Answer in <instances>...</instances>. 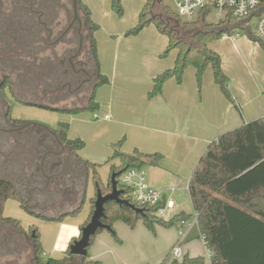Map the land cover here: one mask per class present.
<instances>
[{
    "label": "crops",
    "instance_id": "obj_1",
    "mask_svg": "<svg viewBox=\"0 0 264 264\" xmlns=\"http://www.w3.org/2000/svg\"><path fill=\"white\" fill-rule=\"evenodd\" d=\"M82 1L91 9L92 19L95 22L98 21L96 18L99 15L95 10V1ZM122 1L125 2L123 5H126L127 2L130 4L131 0ZM146 2L147 0H133L130 7L131 22L128 25L129 27L120 29L113 26L111 31L114 36L116 33L127 31L133 24L138 23L140 12ZM108 13L106 12L107 17ZM110 16H113V12H110ZM101 30L102 28L97 31V38H99L98 33ZM239 36L223 35L221 38L231 40L238 49ZM246 39L249 43H255L260 49H263L258 42L248 37ZM107 42L104 44L103 40L101 46L100 42L96 40L100 72L109 81V83L100 85L96 89V101L99 103L96 113L99 117L98 119H92L87 111H81L76 115L66 116L69 119L62 118L61 121L69 124L67 136L69 139L81 138L87 141L96 138L99 154H113L114 143L122 138H125L123 145L120 147L122 152L133 153L137 149L142 153L160 152L162 154L161 159L144 167L149 184L156 188L176 186L174 199L176 200L177 213L182 211L192 213L194 209L187 211L184 208L180 193L182 191L189 192L193 172L212 141L217 140L221 134L246 122L264 117V78L262 82L260 81V96L257 99L250 97L247 103H239L240 105H238L237 101L240 99L238 95L227 100L225 93L215 82L212 66L207 67L199 85L196 68L193 65L186 69L182 82H178L176 77L169 78L164 84L163 94L151 98L149 93L152 90L155 76L172 68L178 56V49L172 50L170 53L172 56L169 58L162 56L169 45V37L162 33L154 23H151L136 36L127 37L122 33L114 39L109 38ZM222 59L223 70L228 75L224 58ZM16 105L14 110L20 107L19 104ZM29 109L31 112L29 118L41 117L44 121L49 117L48 113L55 111L33 107ZM55 115L56 117L50 115V118L52 120L60 118L59 114L56 113ZM68 120L71 121V124ZM77 122L82 123L85 127L92 126V132L88 133L83 128L78 129L73 125ZM47 126L56 128L58 125L55 126V123L50 121ZM72 130H75L76 133H72ZM85 147L78 151L79 156L82 159L98 163L96 160L88 159L90 157L86 152H83ZM74 158L76 159V157ZM115 159L118 160V165H120V158ZM79 163L81 164L80 161ZM82 167L85 171L87 184L89 174L83 165ZM68 195L67 201H64L65 213L72 211L81 202L84 196L83 186L81 190L78 187L73 188ZM9 202H15L21 208L18 200L8 199L6 205ZM91 207L90 202L86 210L81 212L83 214L80 213L78 217L65 216L62 219L61 217L44 219L28 214L22 208L21 210L25 216L30 217L27 225L24 224V226L35 224L39 227L45 256L61 259L64 257L71 240L80 236L81 226L88 220ZM141 222L143 221L141 220ZM124 225L126 223L123 221L115 223L121 242H115V239L113 240L107 233L108 230L99 233L93 247L90 248L92 252H89V260H97L103 264L106 257L109 259L110 254H113L117 262H120L123 256V246H125L124 240L128 235L124 232ZM160 226H156V231ZM194 228L184 238L183 244L186 239L193 235ZM166 229H172V232L167 239H163L164 252L171 251L172 246L180 240L179 233L173 227ZM194 241L192 240L183 246L188 255L191 243ZM199 255L190 256L196 257ZM168 258L169 261L166 264L171 262L170 256Z\"/></svg>",
    "mask_w": 264,
    "mask_h": 264
},
{
    "label": "trees",
    "instance_id": "obj_2",
    "mask_svg": "<svg viewBox=\"0 0 264 264\" xmlns=\"http://www.w3.org/2000/svg\"><path fill=\"white\" fill-rule=\"evenodd\" d=\"M164 0H159L162 6ZM154 0H147L139 15L138 23L127 30L126 35L138 34L146 26L154 23L158 29L169 37V45L162 53L167 56L172 50L178 49L175 65L156 75L151 98L162 95L165 82L176 77L182 82L184 73L189 65L196 68L198 84H201L204 73L208 66H212L215 82L220 86L225 95L232 99L229 92L230 78L222 67L220 53L210 48V41L221 38L224 34L234 35L236 31H245L250 39L258 42L264 49V40L259 38L252 30L251 21L258 15L264 13V2L251 12L247 17H235L228 13L217 22H210L207 16L210 10L202 11L195 20H182L171 8L168 13L175 16L173 20L180 27L189 32V41L179 38L175 27L167 23L162 17L153 14ZM82 17L87 25L89 50L96 67L97 82L91 93L90 99L85 106L72 110H59L70 113H78L86 109L97 110L99 103L96 101V89L108 82V78L100 72V61L98 57L95 31L100 27L92 19V12L82 0H79ZM112 8L120 16L124 14L122 0H112ZM59 135L61 141L71 150L72 154L81 162L87 173L93 174L95 184V195L91 198V213L88 220L81 226H85L95 210V201L98 191L104 195L112 191V175L116 174L118 190L121 191L120 198L128 200L131 204L120 203L116 200H108L104 204V216L102 222L106 228H99L91 237L88 254L79 257L71 253L70 246L77 238H73L65 255L61 259L46 257L41 241L39 227L32 225L25 233L33 241L35 250L41 263L46 264H71L77 258L82 259V264H101L97 260H89L90 247L95 242L99 233L104 230L110 231L115 239L120 241L115 223L123 221L135 228L139 221L156 232V226L172 227L178 225L181 220L189 219L193 213L179 212L170 220L160 218L156 212L158 205H138L132 199L130 190L124 188L120 183L121 174L128 168L144 169L147 164L157 162L162 158L160 152L142 153L138 149L133 153H125L120 150L125 138L114 143V152L108 159L120 158L121 164H112L110 175L105 185L98 172V164L82 159L78 151L85 146L81 138L69 139L67 132L69 124L60 121L56 128H51ZM189 194L194 211L198 212V224L196 236L206 237L207 244L214 251L215 261L218 264H264V118H257L246 122L239 127L221 134L217 140L212 141L205 154L201 157L195 168ZM8 199L21 201V196L14 189V184L7 179L0 178V226L11 224L22 228L18 218L5 215V205ZM86 196L70 212L61 216L78 215L84 206ZM195 236H190V238ZM170 264H207L202 255L191 257L185 254L184 258L171 260Z\"/></svg>",
    "mask_w": 264,
    "mask_h": 264
},
{
    "label": "flooded vegetation",
    "instance_id": "obj_3",
    "mask_svg": "<svg viewBox=\"0 0 264 264\" xmlns=\"http://www.w3.org/2000/svg\"><path fill=\"white\" fill-rule=\"evenodd\" d=\"M9 2L11 7L2 10L5 14L0 17V168L5 169L0 178L14 184L25 212L44 219L60 218L69 190L85 187V171L58 134L46 124L15 115L14 108L19 104L72 110L81 107L83 99L88 102L97 74L89 48L83 52L87 25L80 7L81 21L75 18L72 4L69 8L61 0ZM32 225H1L0 256L19 259L29 246L30 264H46L25 233Z\"/></svg>",
    "mask_w": 264,
    "mask_h": 264
},
{
    "label": "rangeland",
    "instance_id": "obj_4",
    "mask_svg": "<svg viewBox=\"0 0 264 264\" xmlns=\"http://www.w3.org/2000/svg\"><path fill=\"white\" fill-rule=\"evenodd\" d=\"M94 1H95V4H94L95 10L97 11V15H99L96 18L99 22L96 21V23L100 24V27L95 31L94 35L96 36L97 31H99L102 28V30L98 33L99 38H97V36H96V40H98L100 42L101 46L103 44V40H104V44H106V43H108L107 41L109 38L114 39V38H116L117 35H122V33L124 36H127V37L128 36H136L139 34L138 33V34L126 35L127 31H124L121 33H116L114 36V34L111 31V28L113 26H116L117 28H120V29H123L125 27H127V28L129 27L128 25L131 22V19H130L131 18V8L130 7L133 4V0L130 1V4H129V2H127L126 3L127 6L123 5V6H125V8H124V14L122 16H120L116 11L113 10L111 0H109V1H107V0H94ZM61 2L64 4H67L69 6V8L72 7L70 4L71 3L70 0H61ZM122 3H123V1H122ZM123 4H125V2ZM162 4L163 5L160 6L159 0H154V2H153V14L162 17L165 21H167L168 24L175 27V29L178 31V34H179L178 37L179 38H183V39L189 41V32L183 30L180 27V25H178V23H176L173 20L176 17L168 13V11L170 10L169 8H171L172 10H174L175 13H177V10L174 6L173 0H164ZM10 7L11 6H10L9 0H3V3L0 4V15H1L0 17H2L3 14H5L4 11L2 14V10L8 11ZM167 9H169V10L167 11ZM106 12H109L108 17L106 16L107 15ZM110 12H113L112 17L110 16ZM181 19L186 20L185 17H181ZM217 19L218 18L216 17V14L213 12L207 16V20L210 22H217L218 21ZM61 21L63 22L62 24H64L66 22L64 15L61 16ZM135 25L136 24H133L131 26V28H133ZM251 26H252V30L254 31V26H253L252 22H251ZM131 28H129V29H131ZM237 32H240V31H236V33ZM83 35H84V37H83V52H84V51L88 50V48H89V40H88L89 38H88L87 31H84ZM247 37H248V35L245 31L240 32V36L238 37V43H239L238 49L236 48L234 43L229 39L217 38V39L212 40L213 42L210 41V43H211L210 47L213 48L215 51L219 52L222 55V58H224V62L226 65L225 68H226V71L229 73L228 75L230 76L229 92L231 93V96L233 98L237 97V95H238V97L240 98L237 101L238 105H240L239 103H244V104L247 103V100L250 97H252V99H257L260 96V93H261L260 81L262 82V80L264 78V49H260L258 47V45H256L255 43H249L246 39ZM59 47L61 48L62 45ZM170 56H172V55L169 54L166 57L169 58ZM92 65H93V67H95L93 63H92ZM190 66H193V65H189V67ZM191 68L193 69V67H191ZM108 83H109V81H108ZM104 84H107V83H104ZM104 84H102V85H104ZM88 95H89V93H87L86 98H88ZM226 98H227V100L229 99L227 96H226ZM86 102H87V99H85V100L83 99L81 102H79V106L86 105ZM29 108L30 107H27V106L17 107L16 110H14V114L20 115L23 117H29V113H31L29 111L30 110ZM83 111H87L90 114L92 119H98V118H94L96 110L86 109ZM46 112H49V111H46ZM56 113L60 115V118H54V120H52L50 118V115L56 117V115H55ZM48 114H49V117L45 121L42 120L41 117L40 118L30 117V119H32L35 122H40V123L46 124V125L48 122L53 121L55 123V126H57L58 122L61 121L62 118L66 117V116H73V115H76L77 113H70V112H65V111H56V112L52 111ZM66 118H68V117H66ZM68 122H70V124H71L70 120H68ZM73 125L76 126L78 129L83 128L88 133H91L93 130L92 126H86L85 127L82 123H79V122L73 123ZM73 127H72V129H73ZM76 131H78V130H76ZM72 133H76L75 130H72ZM95 139L96 138L88 139V141L86 139H84L86 147H85L83 152H86L88 157H90L88 159L96 160L98 162L97 164H98L99 175H100L103 183L106 185L107 181H108L109 174H110V167L112 164L118 165V160L113 158L112 160H110V162H107V160L110 158L109 155H111L112 153H110L109 155L108 154H99V147H98ZM4 170L5 169L0 168V177H1L2 172ZM66 190L67 189H65V191ZM94 194H95V184H94V180H93V174L91 172V173H89V180H88L87 187H86V194H85L86 200H85V203H84V206L82 209L83 212L86 210L87 205L90 204V202H91L90 200H91L92 196H94ZM180 196H181V201L183 202L184 208L187 211H192L193 206H192V201L190 199L189 192L188 191H182L180 193ZM5 214L7 216H10V217L18 218L20 221L22 220L21 222H23L22 223L23 225L24 224L27 225V221L30 219V217L25 216V214L22 212L21 208L15 202L7 203ZM81 214H83V213H81ZM78 215H76V216L78 217ZM124 227H125L124 232H126V234H128V235L126 236L127 238H125V240H124L125 246H123L122 259L120 260V262H117L116 258L113 256V254H110V256H109L110 258L107 259L108 257H106L103 264H112V262H114V264H166L167 261H169L168 257L170 256L171 251L168 250V251L164 252L165 250L163 248V245H164L163 239L164 238L167 239V237L170 236L172 229L168 230L166 228H171V227L160 226L158 228V231L152 232L141 221L138 222V224L136 225L135 228H132V227L128 226L127 224L124 225ZM172 227L174 228V230H176V232L179 233L180 240L183 237L182 232L184 233L189 229L188 225H184L182 228H180L178 225H175ZM196 229H197V226H195V228L193 230V236H195V237H192V238L189 237L188 239H186L183 246L185 244L191 242L192 240H195L194 242L191 243L189 255L200 254V255H203L204 257H208L207 249H206V246H205L203 240H201V238H198L195 235L197 232ZM2 232H5L4 228L2 229ZM127 232H130V233H127ZM158 232H159V235H158ZM107 233L109 234V236H111V238L113 240L115 239V237L113 236V234L110 231H107ZM117 234H118V231H117ZM21 239H19L20 243L22 242ZM115 242H121V238H120V241L115 239ZM92 247H93V245L90 248H92ZM91 250L92 249L89 250L90 253L92 252ZM24 251H26V252L23 253L22 257L19 259H17L18 257L15 258L14 256H11V255L0 256V264H3L4 261L7 262L9 259L12 260L10 262V264H30V260L32 258V249H30L29 246H27V247L25 246ZM184 253L187 254V250ZM158 259H159V261H158ZM170 261H171V259H170ZM80 262H82V259L78 257L75 263L79 264Z\"/></svg>",
    "mask_w": 264,
    "mask_h": 264
},
{
    "label": "built area",
    "instance_id": "obj_5",
    "mask_svg": "<svg viewBox=\"0 0 264 264\" xmlns=\"http://www.w3.org/2000/svg\"><path fill=\"white\" fill-rule=\"evenodd\" d=\"M261 2H264V0H173L177 14L190 21L195 20L202 11L207 9L210 10V13L213 12L216 14L217 20L223 19L228 13L235 17H247ZM251 22L254 26V33L264 40V13L256 16ZM227 35L224 34V36ZM234 35H240V32ZM98 117L99 115L95 113L94 118ZM120 183L124 188L130 190L132 199L138 205H158L156 214L160 218L170 220L177 213L176 200L174 199V193L177 187L156 188L150 185L144 169L134 167L126 169L120 176ZM197 224L198 212L196 211H193L191 218L181 220L178 223L180 228L188 225L189 229L184 233L182 232L183 237L181 240H178L173 245L170 252L171 260L181 261L184 258L185 250L183 248V240ZM201 238L207 249L208 257H205L207 264H218L215 261L214 251L207 244L206 237L201 235Z\"/></svg>",
    "mask_w": 264,
    "mask_h": 264
},
{
    "label": "water",
    "instance_id": "obj_6",
    "mask_svg": "<svg viewBox=\"0 0 264 264\" xmlns=\"http://www.w3.org/2000/svg\"><path fill=\"white\" fill-rule=\"evenodd\" d=\"M71 4L73 6L74 10V15L75 18L81 21L80 18V5H79V0H71ZM50 132L53 134H56L54 130L51 128L45 126ZM58 136V135H56ZM58 140L59 136H58ZM61 142V141H60ZM87 177V175H86ZM116 174L112 175V191L109 192L108 194L104 195L101 191H98L97 193V199L95 201V210L93 212V215L91 217V220L83 226L81 230V236L80 238L76 239L70 246L71 253L79 256V257H84L88 254V247L91 243V237L96 234L99 228H106L107 225L102 222V217L104 216V204L108 200H116L120 203H125V204H130L128 200L120 198V193L121 191L118 190L117 187V182L115 180ZM87 180V178H86ZM86 187L87 184H85L84 187V196L86 194ZM131 205V204H130ZM108 228V227H107ZM61 264H66V263H61Z\"/></svg>",
    "mask_w": 264,
    "mask_h": 264
}]
</instances>
